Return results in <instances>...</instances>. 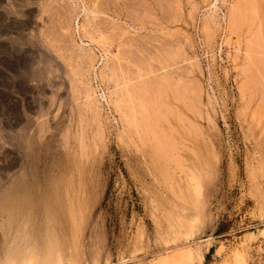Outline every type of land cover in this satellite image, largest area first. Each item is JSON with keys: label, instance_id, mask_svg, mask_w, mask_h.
<instances>
[{"label": "rangeland", "instance_id": "1", "mask_svg": "<svg viewBox=\"0 0 264 264\" xmlns=\"http://www.w3.org/2000/svg\"><path fill=\"white\" fill-rule=\"evenodd\" d=\"M82 2L0 0V201L66 170L62 264H264V0Z\"/></svg>", "mask_w": 264, "mask_h": 264}, {"label": "bare ground", "instance_id": "2", "mask_svg": "<svg viewBox=\"0 0 264 264\" xmlns=\"http://www.w3.org/2000/svg\"><path fill=\"white\" fill-rule=\"evenodd\" d=\"M54 1H56V0H54ZM72 1V4H74L73 6H76V7H78L79 6V2H82V0H71ZM143 2V1H142ZM115 3V2H114ZM82 4H83V2H82ZM85 4V3H84ZM41 6V5H40ZM46 6V5H45ZM83 7H84V5H83ZM104 7V6H103ZM46 8V7H45ZM90 12V11H89ZM97 12V14H98V17H99V15H101V14H99V12L98 11H96ZM136 12V11H135ZM95 13V12H94ZM94 13H92V14H94ZM58 14V13H57ZM63 14V13H62ZM91 14V15H92ZM137 14V13H136ZM95 15H96V13H95ZM104 15V14H103ZM62 17V16H61ZM65 17V16H64ZM97 17V16H96ZM96 17L94 16L93 18H95L96 19ZM97 17V18H98ZM109 17V16H108ZM241 19V18H240ZM90 20V19H89ZM91 21V20H90ZM89 21V23L91 24V22ZM138 21V19L136 20V22ZM239 21V20H238ZM60 23V22H59ZM63 24V23H62ZM89 24V25H90ZM98 24V23H97ZM88 25V24H87ZM87 25H84V26H81L82 27V29L79 27L78 29H80L79 31L80 32H82L81 30H83V29H86V27L85 26H87ZM94 25H96V24H94ZM132 25H133V23H132ZM57 26V25H56ZM99 26V25H98ZM139 26V25H138ZM137 26V27H138ZM152 26V25H151ZM84 27V28H83ZM141 27V26H140ZM26 28V27H25ZM93 28V27H92ZM58 29V28H57ZM78 29H77V33H78ZM97 29V28H96ZM117 29V28H116ZM135 30H137L136 28H134ZM95 30V29H94ZM105 30V29H104ZM122 30V29H121ZM125 30V29H124ZM97 31H100L99 29L97 30ZM140 31H141V29H140ZM151 31V30H150ZM157 31V30H156ZM53 32V31H52ZM86 32V31H85ZM92 32V31H91ZM96 32V31H95ZM102 32V31H101ZM99 33V32H97V34L98 35H100L99 37H100V40L102 41L103 40V36H107V35H103L102 33ZM137 32V31H136ZM152 32V31H151ZM83 33H84V31H83ZM82 33V34H83ZM88 33H90V31H88ZM87 33V34H88ZM116 33V32H115ZM125 33H127L128 34V32L126 31ZM85 34V33H84ZM83 34V35H84ZM93 34H95L94 32H93ZM93 34H91V35H93ZM113 34V33H112ZM122 34H124V33H122ZM49 35V34H48ZM66 35V34H65ZM103 35V36H102ZM108 35H111V33L110 34H108ZM140 35V34H139ZM85 36V38H86V35H84ZM83 36V37H84ZM93 36H96V35H93ZM102 36V37H101ZM87 37H89V38H91V39H94L95 40V38L97 37H92V36H90V34H89V36L87 35ZM108 37V36H107ZM114 37H115V35H114ZM125 37V36H124ZM89 38H87V39H89ZM102 38V39H101ZM91 39H89V41L91 40ZM105 39H106V37H105ZM112 39V38H111ZM81 40H83L82 38H81ZM94 40H92V41H94ZM98 41L96 44H98V46H99V44H102V45H100V46H103L104 44L103 43H100L101 41ZM97 41V38H96V40H95V42ZM104 41V40H103ZM107 40H105L104 41V43L106 42ZM95 42H93V44H95ZM92 43V42H91ZM108 43V42H107ZM92 44V45H93ZM106 44V43H105ZM143 44V43H142ZM65 45V44H64ZM99 46V47H100ZM106 46H107V44H106ZM104 47V46H103ZM109 49V48H108ZM107 49V50H108ZM62 50V49H61ZM93 50V49H92ZM102 50V49H101ZM103 51V50H102ZM106 52V51H105ZM95 52H93L92 54H94ZM82 54V53H81ZM87 54H90V53H87ZM96 54V53H95ZM2 55V54H1ZM88 56V55H87ZM94 56V55H93ZM92 55H89V57H87L86 58V60L88 61V59H89V61H88V63H91L92 61V59L94 60L95 58L94 57H96V56H94L93 57ZM104 56V55H103ZM93 57V58H92ZM77 58H79V57H77ZM85 58V57H84ZM105 58V56L103 57V59ZM118 58V57H117ZM83 61H84V59L83 58H81ZM78 60V59H77ZM91 61V62H90ZM96 61V59L92 62L93 64H94V62ZM36 63V62H35ZM33 65V64H32ZM44 65V64H43ZM82 65H84V64H82ZM89 66V65H88ZM87 66V67H88ZM90 66H91V64H90ZM89 66V67H90ZM95 66V65H94ZM31 67V66H30ZM89 67H88V69H89ZM92 67V66H91ZM38 68H40V67H38ZM94 68V67H93ZM29 69V68H28ZM40 69H42V68H40ZM84 69V68H83ZM144 69V68H143ZM33 70V69H32ZM35 70V69H34ZM82 70V69H81ZM91 70H92V68H91ZM42 71V70H41ZM79 71V70H78ZM34 72V71H33ZM44 72V71H43ZM46 72V71H45ZM29 73V72H28ZM52 73H54V72H52ZM80 73V72H79ZM108 73V72H107ZM27 74V73H26ZM80 74H82V72L80 73ZM160 75V74H159ZM39 76H40V74H39ZM29 77V76H28ZM31 77V76H30ZM33 77V76H32ZM35 77V76H34ZM47 77H49V76H47ZM26 78H27V76H26ZM50 78V77H49ZM52 78V77H51ZM41 79V78H40ZM42 79H43V77H42ZM53 79V78H52ZM54 79H55V77H54ZM167 79V78H166ZM39 81V80H38ZM58 81V80H57ZM42 82V81H41ZM51 82H52V80H51ZM55 82V81H54ZM48 83V82H47ZM59 83V82H58ZM83 83V82H82ZM54 85V84H53ZM84 85H85V83H84ZM40 86V85H39ZM86 86V85H85ZM59 87V86H58ZM80 90V89H79ZM83 92H84V90H83ZM89 92V91H88ZM56 93H57V91H56ZM89 94V93H88ZM84 95V94H83ZM86 95V94H85ZM51 96H52V94H51ZM50 96V97H51ZM54 97V96H53ZM88 98V97H87ZM86 100V99H85ZM126 100V99H125ZM124 106V105H123ZM159 107V106H158ZM48 111V110H47ZM97 111V110H96ZM123 111V110H122ZM124 112V111H123ZM47 113V112H46ZM125 113V112H124ZM127 116H128V120L130 121V123H131V126H135V128H137L136 130H138V129H142V130H144V131H146V132H149V133H151L153 130L150 128V125H149V128L148 129H151L152 131H148V129H147V127H148V123H149V121H147L148 119H144V121H142V122H139V121H136V119L133 117V115H131V114H129V115H131L132 117H129V115L128 114H126ZM126 115H125V117H126ZM136 115V114H135ZM138 116H136V118H137ZM42 118V117H41ZM156 118V117H155ZM128 121V122H129ZM155 121V120H154ZM148 122V123H147ZM155 123V122H154ZM164 125V124H163ZM33 127V126H32ZM166 127V126H165ZM133 128V127H132ZM144 128V129H143ZM156 128V127H155ZM42 129V128H41ZM169 129V128H168ZM168 129H166V130H168ZM139 131V130H138ZM141 131V130H140ZM43 132V131H42ZM135 132V131H134ZM142 132V131H141ZM169 134H170V132H168ZM139 134H140V132H139ZM143 135L145 134V133H142ZM141 134V135H142ZM147 134V133H146ZM146 134L144 135L145 137L144 138H146ZM140 135V136H141ZM148 135H150V134H148ZM147 135V136H148ZM28 136V135H27ZM170 136V135H169ZM176 136V135H175ZM28 138V137H27ZM31 138V137H30ZM31 140V139H30ZM146 141H147V139H146ZM32 143V142H31ZM34 143V142H33ZM144 143H145V141H144ZM153 143V142H152ZM146 144V143H145ZM32 146V145H31ZM156 146V145H155ZM153 150H154V147H153ZM152 151V150H151ZM76 152V151H75ZM156 153H158V152H156ZM46 154V153H45ZM157 155V154H156ZM155 154H154V156H156ZM158 155H160L159 153H158ZM44 158V157H43ZM47 158V157H46ZM75 159V158H74ZM46 160V159H45ZM57 163H59V162H57ZM75 163V162H74ZM60 164H61V162H60ZM72 164H73V162H72ZM59 167H60V165H58ZM49 167V166H48ZM77 168V167H76ZM59 169V168H58ZM47 171V170H46ZM64 172V170H62L61 171V174L60 175H57V176H55V177H52V176H50V177H48L47 178V182H46V184H45V190H44V193H43V196H42V199H41V201L40 202H38L39 204L37 205V204H34V202L32 203V202H30V204L29 205H31L32 204V208L31 209H28V207H29V205H28V202L30 201V199L31 200H33V198H35V191H34V189L32 188V189H30L27 193H25L24 195H21V196H14V194H13V196H10V197H7L6 198V200L5 201H0L1 203H0V211L2 212H4V213H6L7 214V216H8V224H9V226L10 227H14L16 230V238L14 237V236H12L13 234L11 233V236L10 237H12V239H14L15 238V240L13 241H11V243L9 242V240H8V242H9V244H11V245H9L6 249H5V260L3 261L5 264H34V263H32V262H30L29 260H28V257H29V253L31 252H33L34 253V255L36 254V257H35V259H36V261H35V259H34V261L36 262V264H62V262H63V260H62V254L60 255H57L56 254V251H55V246L53 247V243H51V244H49L48 243V239H50V240H52V235H50V232L49 231H51V226L53 227V226H55V227H59V228H61V230L65 233V232H67V228H66V226H67V224L69 225V222H70V219L72 220V218L74 219V220H76L75 218V216H76V211H77V206L79 205V197H78V192L79 191H77V188H75L72 184L73 183H71L70 181H66L67 180V178H65L64 177V174H66V170H65V173H63ZM79 173V172H78ZM26 176L25 175H22L20 178H19V182H22L23 181V179H25V180H27V179H29L28 181L30 182L31 181V183L34 181L33 180V177L31 176L30 178H25ZM70 176H68V178H69ZM73 177V176H72ZM21 178H23V179H21ZM70 179V178H69ZM74 179V178H73ZM24 180V181H25ZM67 182H69V183H67ZM74 182V181H73ZM32 187H34V186H32ZM34 194H33V193ZM40 210H44V213H46L48 216H47V218H45L43 221L41 220V222H40V224L43 222V224L42 225H38L37 223V225H33V227H32V224H31V228H32V230L30 231V233H29V231H27L28 229V227H27V224H25L26 222L25 221H27L29 224H30V222L32 221H34V219H36V218H34V217H32L33 216V212H36V211H40ZM27 217H30V222H29V218L27 219ZM27 219V220H26ZM39 221V220H38ZM37 221V222H38ZM71 222H73V221H71ZM75 223H77V221H74ZM73 222V223H74ZM7 226V225H6ZM76 227V226H75ZM30 228V227H29ZM73 229V228H72ZM13 230V229H12ZM11 230V231H12ZM14 231V230H13ZM14 231V232H15ZM37 237H36V236ZM33 236H35L38 240H39V242H38V240L37 239H35L37 242H35V240H34V238H32ZM14 237V238H13ZM31 238H32V240H34V241H32L31 240ZM54 238V237H53ZM57 238V237H56ZM55 239V238H54ZM56 244H57V242H55ZM8 244V243H7ZM37 244H38V246H37ZM55 244V245H56ZM39 246H42V247H40L41 248V250H38V247ZM52 246V247H51ZM58 247V245H56V248ZM198 247V246H197ZM39 248V249H40ZM52 248H54V250L52 251ZM36 249L38 250V251H36ZM4 250V249H3ZM35 250V251H34ZM59 248H58V251L57 252H59ZM53 252H55V253H53ZM30 253V254H31ZM56 254V255H55ZM189 254V253H188ZM201 256V255H200ZM192 257V256H191ZM190 259V258H189ZM202 259V258H201ZM28 260V261H27ZM25 261H27L26 263H25ZM2 262V263H3ZM3 263V264H4Z\"/></svg>", "mask_w": 264, "mask_h": 264}]
</instances>
